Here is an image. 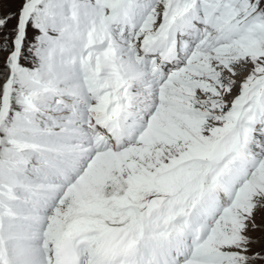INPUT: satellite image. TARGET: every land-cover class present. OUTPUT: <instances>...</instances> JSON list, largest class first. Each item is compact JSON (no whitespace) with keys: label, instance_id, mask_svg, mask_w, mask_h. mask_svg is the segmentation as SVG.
Wrapping results in <instances>:
<instances>
[{"label":"bare ground","instance_id":"6f19581e","mask_svg":"<svg viewBox=\"0 0 264 264\" xmlns=\"http://www.w3.org/2000/svg\"><path fill=\"white\" fill-rule=\"evenodd\" d=\"M213 6L214 5H206L204 6V10L207 11L211 9ZM226 14H229L230 18L236 15L234 8L227 9ZM249 28L250 27L247 23L245 24V26L241 27L243 32H247V31L249 32ZM220 33L222 35V32ZM224 35H227V33ZM79 37H80V32L77 29H75V31L71 32L70 38H68V40L73 45H76V50L80 52L81 47H80V41H78ZM231 38L232 40H235L236 38H238V36L232 35ZM224 47L225 49L223 51L225 53L226 52L231 53L235 51V49L229 48L228 44L224 45ZM252 47L254 49V53L258 55L259 53L261 54L259 46L256 43H253ZM40 54L42 55L43 52H41ZM100 55H103V54H100ZM54 56L55 54H52V57L50 58L49 63L53 66V68L55 69V72L49 75L48 81H51L52 84L57 87H66L71 90H75L77 92H84L85 89H84L83 84H81L80 82V78L70 77L72 74H70L69 72H66L65 69L63 68H60ZM103 56H107V54ZM65 57L66 56L64 55L63 59H66ZM117 57L121 59L122 63L127 65L130 77L136 81V84H135L136 93H143L145 95H148L149 92L142 90L143 87L139 84V81L137 80V77L143 74L144 72L132 63V57L127 54V52L124 50V47L121 44L118 45ZM252 58L253 57H248L247 59H252ZM67 60L69 59L67 58L66 61ZM2 72L4 74V72L6 71L4 70V67L1 68L0 66V85L3 79V77L1 76ZM7 78L8 76L4 78V82ZM25 88H28V87L25 86ZM32 88H40V85L35 84L33 85V87H31V89ZM39 94H43V93H39ZM152 106L153 108H151L149 104L146 103V107H148V109L150 110L149 119H150V124L152 128L144 132L145 134L144 136L147 141L146 148L148 149V151L150 150V152L152 151L153 148L164 147L170 153V151L172 150L168 149L167 148L168 145L166 146V144H168L167 142L169 141L175 140L176 142L178 141L179 144L183 147L181 148H182V151L187 155L186 158L199 157L201 152L208 151L211 148L213 140L219 137L225 131L224 128L227 127L225 125L230 122V118L224 114L222 115V117H218L217 119L215 118V119H208V120L203 121V120L194 119V118L182 117L180 116L177 110L171 107H167V106L163 107L161 105L160 107H155V105H152ZM5 110L6 109H4V111ZM137 110H138L137 107H134L132 109L131 115L128 118H126L128 116L127 114L124 115V118H126L125 126L129 130L132 126H134V122L132 120L135 119ZM200 110L204 111V109H200ZM219 112L220 110H218L217 113ZM96 115L97 117H99L100 111H97ZM201 123L202 125L204 124L205 126L204 129L207 130L206 137L202 136V138H200V136H198L197 134H194L186 129V126L189 129L190 127L194 128L193 127L194 125L196 124L200 125ZM3 132H6V131L3 129ZM116 137L118 139L120 138L119 135H116ZM261 143L264 147V142H261ZM262 154H263V156H261L262 160H260V164L258 165V168L253 171V174L260 177L262 180H264V151ZM164 159L166 160H162V163L164 165L163 169L175 163L172 160H170V158L168 157ZM56 160L58 162L60 161V159L57 157H56ZM120 162L121 161H119V158L116 159L114 157H107V156H103L99 154L93 157L90 163L88 164L87 171L83 172L82 178H80L79 180H77V182H75L73 186L74 188L69 187L66 190L65 198L63 199L62 203L59 206L57 204L55 209L52 211L51 219H52L53 225L55 224L56 226L59 223L62 224V222H69L70 220L77 218L78 216H86V215L94 216V214H98V215L102 214V211L94 210L93 207L96 205H103V204L110 203L114 198L112 197V195L120 196L123 192L126 191L125 188L128 186L124 184L123 182H121L120 184H117L116 187L111 186L112 188H109L108 186L114 174L115 175L116 173L123 174L121 170L122 166ZM197 167L201 168L200 165H197ZM130 170H131L130 174L131 176L134 177L133 179L135 180V182L136 180H140L144 178V174H142V172H140L137 168L130 167ZM112 179L114 180V178ZM136 192L140 196H143V195L148 196V192H145V189L142 187H137ZM109 197L111 199H109ZM21 198H26V195L22 196ZM30 198L32 202L34 203L36 202L34 197H30ZM102 199H104V201ZM94 203H97V204H94ZM19 204L21 206L26 207V204L24 202H19ZM22 209L25 211V214L27 217L28 211H26L23 207ZM20 214L22 215V213ZM38 215L40 217H43V212L39 210ZM8 216L9 215L4 216L0 212V234L9 229L7 223L3 220L4 217H8ZM109 216L111 218L108 220L114 221V218H113L114 215H109ZM224 220L227 221L228 223L234 222V220H231V218H228V219L224 218ZM109 221H106V224L105 223L100 224L102 226V229H99L96 226L92 227V224H89L90 231L94 233L93 236L97 237L101 244L99 251L106 248V245L109 242H113L116 240V233L118 231V228L117 226L113 225V222H109ZM13 226H14V229H13L14 236L11 238L14 240L10 242L11 244H9L8 241L2 242L0 239V242L3 244V245L0 244V264H31L30 260L33 258V256L34 257L36 256L32 252V249H36V247L32 245V240L35 237V233L32 231L29 225H26L25 218L22 219V222L21 220L16 219L15 222L13 223ZM36 230L43 231V229H36ZM21 235H25L27 237V240L18 242L17 241L18 237ZM213 237L211 235L210 242L215 241ZM13 245L15 247H12ZM7 246H10L12 249H10V251L5 250ZM21 246L27 247L28 250L24 253L23 250L20 249ZM213 246L214 248L221 249L220 245L218 244L213 245ZM221 254L222 253L220 252V258H221ZM36 262H37L36 264H44V261L41 257L37 258Z\"/></svg>","mask_w":264,"mask_h":264},{"label":"rangeland","instance_id":"374dc122","mask_svg":"<svg viewBox=\"0 0 264 264\" xmlns=\"http://www.w3.org/2000/svg\"><path fill=\"white\" fill-rule=\"evenodd\" d=\"M27 1L28 0H0V66L2 68L4 67V64L5 70L10 69L14 60H17L19 56V59L24 62V65L26 64L25 66L31 68L32 70L39 69L42 72L43 69L41 67V63L43 60L41 56L43 55L40 53L42 50L50 51L49 46H52V44H50L51 38L49 37V34L53 37L58 36V38L54 37L57 39L56 42H62L63 39L60 36L62 23L60 20L63 15L70 14L69 6L66 3L69 2V0H36L32 7L28 8L27 4V7L25 8L24 5ZM251 2L252 0H229V3L235 4L237 9L240 8V10L247 8ZM261 8H263V10L258 12ZM92 11L93 9L91 8H81L80 13L76 15V18H80L82 21H85L86 18H89L91 13L94 14L95 11ZM254 14V18L257 19V21H255L258 22L260 26L263 25L264 0H259ZM67 21L68 20L65 21L66 24H68ZM26 26L28 34L23 36L21 34L23 30L25 31ZM99 29L100 28H97L96 30ZM86 34L88 36L87 32ZM256 44L259 46L260 51H262L264 48V37ZM20 49L22 51L19 54ZM12 50H15V52L19 55L12 57ZM46 55L48 56L49 53L46 52ZM247 60L248 61L246 62H242L241 65L232 68L231 73L235 77V80H240L243 76L251 73L264 72V55L262 58L259 57ZM6 74L7 72H4V74L2 72L1 74L3 79L0 87L4 83V78L7 76ZM241 75L242 77H239ZM29 82L30 83H26V85L30 86V88L36 84L31 81ZM16 83L19 84L18 79H16ZM233 84L237 85L236 82H233ZM222 88L223 89L220 88V93L218 91L216 92L221 94V92H232L234 90L225 87ZM231 94L233 93H230V95ZM47 96L48 95L45 94H39L38 101H45ZM15 105L17 104L14 102L11 105V108L15 107ZM202 123L200 125H194L193 127L195 129L190 127L189 130L187 126L186 129L194 134H197L200 138H202V136L206 137L207 130L204 129L205 126L204 124L202 125ZM167 143V148L172 150L170 153L164 147L153 148L151 152L145 147L146 150L143 151L140 149L138 153H133L128 161L121 160V157H119L123 174H114L112 177L114 180L111 178L108 185L109 188L116 187V185L121 182L126 185L135 183V180L133 179L134 177L130 174V167L137 168L140 172H142V174H144L143 179H145L150 175V171L163 169L164 165L162 160H166L164 158L168 157L173 162H177L178 160L187 157V155L182 151L183 147L178 141L176 142L174 140ZM261 156H263V154H261ZM138 162L139 165H137ZM244 198L250 199V202L252 203L250 206H240L237 209L240 213L242 212V214H244L245 218L242 219L243 217L241 216L239 218L242 220L237 222L234 221L233 223H228L222 219L219 225H215L217 231L216 233L219 237H217L216 234H213L212 237L214 236L213 238L215 241H212L211 243L212 245H220L221 249L242 250L239 260V263L241 264H264V180L253 174L246 186ZM102 200L104 201V199ZM62 201L58 203V206L62 203Z\"/></svg>","mask_w":264,"mask_h":264}]
</instances>
